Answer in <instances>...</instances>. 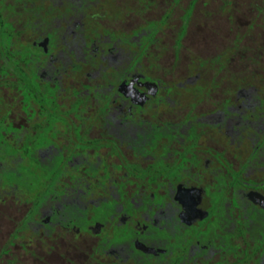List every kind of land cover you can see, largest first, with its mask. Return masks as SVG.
<instances>
[{
    "label": "flooded vegetation",
    "instance_id": "1",
    "mask_svg": "<svg viewBox=\"0 0 264 264\" xmlns=\"http://www.w3.org/2000/svg\"><path fill=\"white\" fill-rule=\"evenodd\" d=\"M0 264H264V0H0Z\"/></svg>",
    "mask_w": 264,
    "mask_h": 264
}]
</instances>
